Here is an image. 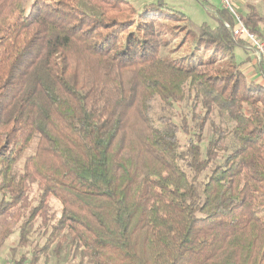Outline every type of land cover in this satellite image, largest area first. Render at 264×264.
I'll return each instance as SVG.
<instances>
[{"label":"trees","instance_id":"1","mask_svg":"<svg viewBox=\"0 0 264 264\" xmlns=\"http://www.w3.org/2000/svg\"><path fill=\"white\" fill-rule=\"evenodd\" d=\"M212 11L215 27L165 0H0V247L41 219L40 252L80 264H264V78ZM239 17L261 36L255 7Z\"/></svg>","mask_w":264,"mask_h":264},{"label":"rangeland","instance_id":"2","mask_svg":"<svg viewBox=\"0 0 264 264\" xmlns=\"http://www.w3.org/2000/svg\"><path fill=\"white\" fill-rule=\"evenodd\" d=\"M134 4L142 6L144 4H150L157 2L159 0H131ZM207 3L208 9L203 7L197 0H165L169 8L185 13L190 19L193 25L201 26L203 23H209L211 26H216V21L211 17L213 7L209 4L207 0H202ZM218 1V0H217ZM234 5V4H233ZM219 9L222 7V4L219 3ZM223 8V7H222ZM235 10L237 11L236 6L234 5ZM262 37V36H261ZM263 38V37H262ZM264 39V38H263ZM245 43V48H237L236 55L237 60L240 62L245 59L246 56H249L248 45ZM249 50V51H248ZM157 112L159 114L166 113L161 109L160 103L157 102ZM177 123H180L181 118L178 114L173 113ZM213 124L216 126H221L223 128H231L234 123L229 119L227 114L216 113L213 117ZM211 138V127L210 125L206 128L205 131V140L203 142V148L206 149V145ZM228 147L232 146V139L230 138L226 144ZM35 146L32 147L31 152L34 151ZM30 152V153H31ZM22 165V164H21ZM21 168V167H20ZM39 190L35 186L34 188V197H38ZM37 203V202H36ZM36 203H33L34 205ZM51 211L53 214H56V217H59L61 210L60 203L54 198L50 202ZM51 212V214H52ZM20 226L16 228L14 233L4 242L3 246L0 247V264H17L23 259H27L30 263L34 256L40 257L37 264H80L78 258H74L73 254L70 252L69 246L64 244L59 251L55 250V245L48 252V254L41 253V249L45 246L47 237L50 235L51 229L45 228L41 223V219L38 221L36 226L33 228L32 232L28 238V244H22L21 235H20ZM27 263V264H29Z\"/></svg>","mask_w":264,"mask_h":264},{"label":"crops","instance_id":"3","mask_svg":"<svg viewBox=\"0 0 264 264\" xmlns=\"http://www.w3.org/2000/svg\"><path fill=\"white\" fill-rule=\"evenodd\" d=\"M210 2L209 4L213 7V9H219V0H207ZM234 5L237 8L238 15H246L249 12L250 7H255L260 14L264 15V0H233ZM216 9V10H217ZM261 36L264 38V25L260 26ZM247 51V49L245 48ZM243 49V51H245ZM249 51V50H248ZM249 56H246L245 59L241 60V62H245L243 65V71L249 77V79H253L256 81H263V69L261 66V62L254 55L252 51L246 52Z\"/></svg>","mask_w":264,"mask_h":264},{"label":"built area","instance_id":"4","mask_svg":"<svg viewBox=\"0 0 264 264\" xmlns=\"http://www.w3.org/2000/svg\"><path fill=\"white\" fill-rule=\"evenodd\" d=\"M222 4V7L227 9L231 15H234L236 21V29L233 31V36L237 40H243L248 45V49L254 53V55L259 59V61L264 65V39L250 31L244 23L241 21L238 12L234 8L233 0H219ZM227 28H230V25L225 24Z\"/></svg>","mask_w":264,"mask_h":264}]
</instances>
